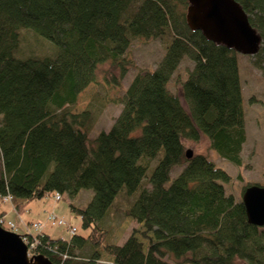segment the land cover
Instances as JSON below:
<instances>
[{
  "label": "trees",
  "instance_id": "1",
  "mask_svg": "<svg viewBox=\"0 0 264 264\" xmlns=\"http://www.w3.org/2000/svg\"><path fill=\"white\" fill-rule=\"evenodd\" d=\"M261 35L252 64L264 77V0H237ZM188 0H0V197L21 211L31 201L94 190L85 206L70 204L87 233L38 236V253L57 264H264V228L249 222L231 174L207 154H186L185 140L203 135L222 158L241 165L246 106L237 53L193 29ZM31 29L41 49L25 45ZM159 38L155 68L137 67V39ZM49 45H46V44ZM31 49V50H30ZM193 66L177 80L183 59ZM104 62L120 68L106 86L122 110L93 133L97 106L74 105L99 81ZM175 79L181 94L171 87ZM180 167L176 175L173 170ZM119 213L142 228L113 242ZM5 211L0 210V216ZM85 250V251H84ZM88 252V253H86Z\"/></svg>",
  "mask_w": 264,
  "mask_h": 264
},
{
  "label": "rangeland",
  "instance_id": "2",
  "mask_svg": "<svg viewBox=\"0 0 264 264\" xmlns=\"http://www.w3.org/2000/svg\"><path fill=\"white\" fill-rule=\"evenodd\" d=\"M23 32H27L31 35L24 45L27 49H41V45L43 44L42 39L53 44L51 40L43 37L34 30L23 29ZM46 45L49 44L47 43ZM129 53L137 67L155 68L165 53V47L159 38H140L134 41ZM237 57L246 106L247 141L241 153L242 164L236 165L218 155V153L211 148V140L206 135H203L199 141L186 139L184 142L186 150L191 149L195 154H207L219 166L225 168L231 174V181L225 183L227 192H232L240 196L242 188L247 183H260L264 186V77L261 70L252 64L251 59L253 56L251 54L238 52ZM136 66L131 67L126 76L122 78L123 87L113 88L111 86H106L105 78L107 76L110 78L112 74L119 75L120 68L114 67L110 62H104L99 66L97 71L99 81L90 83L80 93L74 105V109L77 111L84 109L90 103H94V105L97 106L100 104L101 100L105 102L97 112L98 118L93 133L108 129L115 117L122 110L121 104L105 101V99L108 97H117L123 93L124 88L130 84L137 73L138 68ZM192 66L193 64L189 59H183L175 73V79L176 77L177 80L183 77L186 71L192 68ZM175 79L171 82V87L181 94V86L176 83ZM180 170V167L173 170V176ZM93 195L94 190L91 188H84L73 197L65 193L59 200L51 194L43 199L31 201L21 211L16 210L10 200L0 197V209L5 211L4 218L6 220H13L17 223L18 232L28 231L26 225L40 221L43 223V229L53 237L69 238L72 235V232H70L71 226H76V232L78 233L84 234L88 232V230L83 229L81 217L71 210L70 204L74 203L85 206ZM52 214H55L58 219L61 218L65 220L66 223L54 224L53 219L49 218ZM107 222L116 224L117 230L113 242L119 244L125 241L133 229L142 228L141 223L121 213L114 218L107 219ZM30 230H32L33 233L39 232L34 224L33 227L30 226ZM111 262L112 257L103 253L97 264H110ZM239 264L243 263L240 262Z\"/></svg>",
  "mask_w": 264,
  "mask_h": 264
},
{
  "label": "water",
  "instance_id": "3",
  "mask_svg": "<svg viewBox=\"0 0 264 264\" xmlns=\"http://www.w3.org/2000/svg\"><path fill=\"white\" fill-rule=\"evenodd\" d=\"M187 19L193 29L201 30L213 41L223 43L236 51L254 55L262 38L249 21L237 0H188ZM187 157L194 152L186 151ZM242 200L249 222L264 226V186H248ZM0 264H57L42 253L29 256L28 245L22 236L0 224Z\"/></svg>",
  "mask_w": 264,
  "mask_h": 264
},
{
  "label": "built area",
  "instance_id": "4",
  "mask_svg": "<svg viewBox=\"0 0 264 264\" xmlns=\"http://www.w3.org/2000/svg\"><path fill=\"white\" fill-rule=\"evenodd\" d=\"M56 198L57 199H60L61 198V195L59 194V193H57L56 194ZM49 218H51V219H53V223L54 224H56V223H58V224H61V223H64V220L63 219H57V217L55 216V214L53 215H50V217ZM0 223H2V224H5L6 226H9V227H11V228H15V223L13 222V221H6V220H4V219H0ZM34 226L37 228V230L38 231H40L41 230V223H35L34 224ZM76 230V228L75 227H73L72 229H71V231L72 232H74ZM24 240L28 243V245H29V249L32 251V252H36V250H35V246L38 244V242H39V239H38V237L37 236H30V235H25L24 236Z\"/></svg>",
  "mask_w": 264,
  "mask_h": 264
},
{
  "label": "crops",
  "instance_id": "5",
  "mask_svg": "<svg viewBox=\"0 0 264 264\" xmlns=\"http://www.w3.org/2000/svg\"><path fill=\"white\" fill-rule=\"evenodd\" d=\"M1 210V209H0Z\"/></svg>",
  "mask_w": 264,
  "mask_h": 264
}]
</instances>
